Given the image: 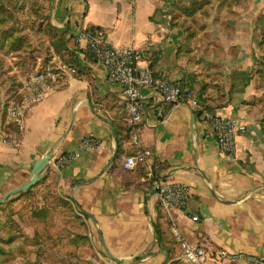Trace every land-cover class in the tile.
<instances>
[{
  "label": "crops",
  "instance_id": "0c3cea01",
  "mask_svg": "<svg viewBox=\"0 0 264 264\" xmlns=\"http://www.w3.org/2000/svg\"><path fill=\"white\" fill-rule=\"evenodd\" d=\"M179 4L176 0L53 1L50 22L62 41L57 50L50 46L75 66L77 74L29 108L21 129L12 124L6 128L9 142L0 144V197L28 182L32 163L49 152L51 159L40 173L45 180L36 189L50 185L55 194L88 213L85 218L97 226L128 222L136 211L139 220L132 224L136 241L141 243L142 225L145 246H150L135 264L174 260L188 264L179 256L172 221L193 244L264 257V72L257 66L263 57L262 13H253L252 6L244 3L232 6L229 13L214 6L208 20L191 22ZM77 25L98 26L109 43L140 48L155 77L178 80L194 91L193 99L167 103L144 89V118L138 125L141 146L133 144L127 134L121 85L109 81L104 66L85 48H74ZM44 59L39 58L36 66ZM19 78L16 98L26 76L21 73ZM206 112L234 117L246 125L232 154L218 148ZM89 136L101 142L99 151L80 148V141ZM143 148L150 151L146 158L140 156ZM73 152L77 155L70 163L55 164L61 154ZM127 156L135 157L132 170L123 166ZM156 179L190 187L187 207L172 210L171 218L156 205ZM194 214L198 220H193ZM206 264L247 263L225 259Z\"/></svg>",
  "mask_w": 264,
  "mask_h": 264
},
{
  "label": "rangeland",
  "instance_id": "374dc122",
  "mask_svg": "<svg viewBox=\"0 0 264 264\" xmlns=\"http://www.w3.org/2000/svg\"><path fill=\"white\" fill-rule=\"evenodd\" d=\"M53 1L0 0V127H5L7 134L9 124L4 126L5 109L9 96L15 95L21 83L19 75L26 76L35 68L39 58L43 60L47 57L52 36L60 34L50 22ZM189 1L176 0L184 6ZM241 3L252 6L253 13H262L261 22L264 23V0H242ZM197 20L203 22L208 19L198 17ZM13 29L21 31V36L29 45L23 48L16 44L9 46L6 37ZM32 58L34 64L30 66L28 61ZM13 194L15 197L1 203L0 219L10 216L26 239V245L23 253L6 258L3 264H135L147 255L150 243L145 246L143 226L138 230L142 234L141 243L136 241L132 228L133 222L139 220L136 211L132 212L128 222H98L97 226L93 220L85 218L82 209L77 207L79 219H75L65 208L53 209L49 218L58 234L55 238L54 230H48L43 221L32 217L31 211L44 203L52 206L54 198H62L51 188L31 189L22 197ZM103 243L111 257L105 253Z\"/></svg>",
  "mask_w": 264,
  "mask_h": 264
},
{
  "label": "built area",
  "instance_id": "2783aa9c",
  "mask_svg": "<svg viewBox=\"0 0 264 264\" xmlns=\"http://www.w3.org/2000/svg\"><path fill=\"white\" fill-rule=\"evenodd\" d=\"M74 48H85L92 58L104 66L109 81L121 85L126 99L127 134L133 144L141 146L138 125L143 120L142 101L144 89L161 97L167 103H180L192 100L194 91L183 88L178 80H165L155 77L145 60L140 48L111 44L105 39L103 30L86 28L79 25L73 29ZM77 74L75 66L56 54L51 48L48 57L28 72L23 81L18 98L10 99L4 114L5 124L22 128L26 112L35 104L43 101L49 92L64 85L69 78ZM160 114V111L159 113ZM205 119L216 138L218 148L225 154L235 150L236 137L247 130L246 125L234 117L221 116L206 112ZM5 127H0V144L7 143L9 138ZM80 148L85 151H99L101 142L95 136L85 137L80 141ZM150 151L143 148L141 158L149 156ZM76 153H64L56 159V165L70 163ZM124 168L132 170L136 166L135 157L127 156ZM156 205L171 218V211L185 209L191 196V190L184 182H166L156 179ZM198 220L197 215L192 216ZM171 234L180 245L179 256L188 264H206L208 260H243L247 264H264V257L240 251H228L221 248L205 247L186 240L172 221Z\"/></svg>",
  "mask_w": 264,
  "mask_h": 264
},
{
  "label": "trees",
  "instance_id": "16d2710c",
  "mask_svg": "<svg viewBox=\"0 0 264 264\" xmlns=\"http://www.w3.org/2000/svg\"><path fill=\"white\" fill-rule=\"evenodd\" d=\"M241 2H242V0H191L185 6L180 5V4L178 6L180 8L182 7V9H181L182 13H183L182 15H186L191 22H195L198 17H201V18L205 17V19H209L210 16L212 15L211 12L213 11L214 6L215 7L218 6L219 10H220V8H224L229 13L228 10L230 8H232V6L238 5ZM208 5H212V6H208ZM216 13L218 16L219 11L216 10ZM183 20L187 21V19L185 17L182 18V21ZM92 28H99V27L97 26V27H92ZM259 29H260L259 47L263 51L262 52L263 57L260 58L261 60L257 63V66L259 67V69L261 71L264 72V23L263 22H262V24L259 25ZM21 35H22L21 31L13 29L9 33V35L6 37V41L9 42V46H13L14 44H16L17 47L23 48L26 45H29L25 41L23 36H21ZM60 35L61 34L53 35L52 40L50 41L51 45H53L56 48V50L59 49L57 43L59 41L61 43V41H62V39L60 38ZM54 47H53V49H54ZM50 48H52V47L50 46ZM32 61H33V58L28 61L30 66H32L34 64ZM19 85H21L20 82H19ZM15 97H16V91H15V95L9 96V100L13 99ZM39 177H40V174H39ZM42 180H45L44 177H40L39 181H37L34 185H32L28 189H25V190H22V191L16 193V195H18V197H22V196L26 195L31 189H35L40 184V182ZM42 188L49 189L50 185L47 184L46 186H42ZM29 196H31V195H29ZM11 197H15V194L8 195L6 200L8 198L10 199ZM0 207H1V203H0ZM76 207H77L76 204L72 203L71 200L54 198L52 201V206H49L47 203H44L42 205V207L32 210L31 216L36 218V220L38 219L39 222L43 221L45 223V226H47V229L51 231V230H54V226H53V223H51V220L49 217H50V214H51L53 209L65 208L72 215H74L76 217L75 219H79L77 217L78 214L76 213V209L78 207L77 208ZM54 232H55L54 233L55 238H58L57 232L55 230H54ZM48 237L51 238L49 235H48ZM157 239L160 241V238H157ZM32 240H33V238H32ZM25 242H26V239L24 238L22 233L18 230L17 225L11 219L10 216L9 217L5 216L2 219H0V264H3V262L6 258H11V257H14L15 255H20L21 253H23L25 245H26ZM38 244H39V242H38ZM170 264H177V262L174 260V262H171Z\"/></svg>",
  "mask_w": 264,
  "mask_h": 264
},
{
  "label": "water",
  "instance_id": "95a60500",
  "mask_svg": "<svg viewBox=\"0 0 264 264\" xmlns=\"http://www.w3.org/2000/svg\"><path fill=\"white\" fill-rule=\"evenodd\" d=\"M51 159V154L48 152L46 153L44 156L40 157L39 159L35 160L33 163H32V170H31V175H32V178L18 186V187H15V188H12L10 190H8L1 198H0V203L4 202V200L7 198L8 195L10 194H13V193H17V192H20L22 190H25V189H28L30 188L32 185H34L37 181H39L40 177H39V174L41 173V171L43 170V168L47 165L48 161ZM84 213H86L84 211ZM88 214V213H86ZM104 249L106 251V254L111 256V254L107 251V249L105 248L104 246Z\"/></svg>",
  "mask_w": 264,
  "mask_h": 264
}]
</instances>
